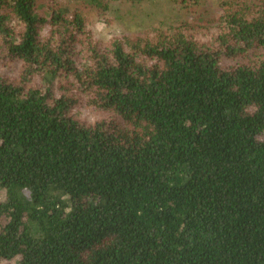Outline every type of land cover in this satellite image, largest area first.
Segmentation results:
<instances>
[{
	"label": "trees",
	"instance_id": "obj_1",
	"mask_svg": "<svg viewBox=\"0 0 264 264\" xmlns=\"http://www.w3.org/2000/svg\"><path fill=\"white\" fill-rule=\"evenodd\" d=\"M0 0V264H264V0Z\"/></svg>",
	"mask_w": 264,
	"mask_h": 264
},
{
	"label": "rangeland",
	"instance_id": "obj_2",
	"mask_svg": "<svg viewBox=\"0 0 264 264\" xmlns=\"http://www.w3.org/2000/svg\"><path fill=\"white\" fill-rule=\"evenodd\" d=\"M116 4L114 14L111 15L114 18V30L117 32L147 31L152 27L175 22L180 18L173 0H136Z\"/></svg>",
	"mask_w": 264,
	"mask_h": 264
}]
</instances>
